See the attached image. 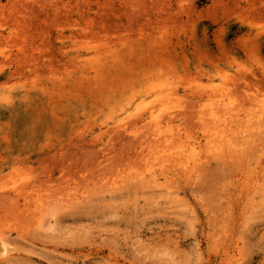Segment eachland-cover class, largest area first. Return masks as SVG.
<instances>
[{
	"label": "rangeland",
	"instance_id": "374dc122",
	"mask_svg": "<svg viewBox=\"0 0 264 264\" xmlns=\"http://www.w3.org/2000/svg\"><path fill=\"white\" fill-rule=\"evenodd\" d=\"M165 88L195 175L118 127ZM263 109L264 0H0V264H264Z\"/></svg>",
	"mask_w": 264,
	"mask_h": 264
},
{
	"label": "bare ground",
	"instance_id": "6f19581e",
	"mask_svg": "<svg viewBox=\"0 0 264 264\" xmlns=\"http://www.w3.org/2000/svg\"><path fill=\"white\" fill-rule=\"evenodd\" d=\"M97 73L99 74V71ZM242 75L243 74H241V76ZM175 92H176V90H175ZM175 95H176V93H171L170 91L166 90V88L161 89V90H156V91H150L146 95L135 94L133 99H136V100L138 99V97L141 99H143V97H145V98L151 97L152 98L151 104L153 106L148 107L147 109L138 108L135 113H133V112L129 113V111L131 110L132 104H134L133 101L129 102L127 104L126 108L122 111V113L126 114V117L123 118L119 122L118 127L119 128H126L127 127V131H129L130 129L132 130L131 133L132 132L137 133L138 131H140L144 128H148V132H149L148 138L149 139L148 138L147 139L149 141H150V139H152L153 141L151 140L152 141V143H151L152 145L150 147L151 149L149 150L150 152L147 155L145 162H144L145 167H148L149 165L151 166L152 164L154 165V163L156 162L155 160L160 159L159 158L160 155H163L161 157L164 158V155L166 154L167 157H165L166 158L165 162L166 161H168V163L172 162V164L174 163V165L177 163L181 167L183 172H185L186 175L189 174L191 176V175H195L199 171L200 167H202V165H203L202 164L203 161H201V158L199 157V153H198V149H197L198 146L196 143H186L185 141H181L183 138L181 136H178L179 138H177L175 135L177 132L174 133L175 132L174 123H175V119L177 118V114H176V111L174 110V108L172 107L171 96L173 97ZM200 101H202V100H200ZM221 101H223V100H221ZM229 105H231V104H229ZM223 108H224L223 109L224 113L221 112L222 109L221 110L219 109L218 112L215 110H212L210 113V116L213 119L223 122L224 126H223V124H221L223 126L221 128L222 130L221 129L218 130L219 126L215 127V128L212 127L213 125H211V124H207L206 126H204V134L205 135L204 134L203 135H204V139H205V146L204 147L206 149V152L208 153V155L213 156V157H217L220 160H221V158L227 159L226 158L227 156L229 157L232 155L235 158V155H239V153L244 154V155L248 154L246 152H250V151H247V150L249 148L253 147V146L251 147L252 141L250 140V137H252V135L250 136L248 134V131H251V129L248 130V123L250 121L249 117L247 116L248 119H246L244 121H241L239 119L240 124L238 126V131L235 133L237 135L235 136V139L234 138L232 139V137L234 136L231 134V133H234V132H231L233 126L228 127V125L226 126L225 122H227V119L229 120V118L234 119L236 117V116H234V115H236V113H234V109H233L234 107H232V105L231 106L224 105ZM219 112L223 113V114L221 115ZM262 113L264 115V109H263ZM206 116H205V118H206ZM262 118H263V116H262ZM211 122H213V121H211ZM218 122H216V124H218ZM227 123L229 124V122H227ZM213 124H215V123H213ZM250 125H251V123H250ZM229 131L231 132L230 135H232L231 138L228 135ZM177 135H179V134H177ZM240 135H242V136H240ZM256 146H258V145L256 144ZM245 157H246V155H245ZM252 157H250V158H252ZM160 161H162V159ZM152 166L149 167V171H150V169H152ZM153 168H154V166H153ZM144 171L140 172L137 176L135 175L134 179L139 180L141 183H146V184L149 183L150 185L151 184L153 185V183L157 181V179H156L157 177L153 176L152 173H150V176H147V173H145ZM154 184H157V183H154Z\"/></svg>",
	"mask_w": 264,
	"mask_h": 264
}]
</instances>
